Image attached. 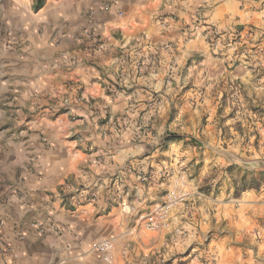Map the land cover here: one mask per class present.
Instances as JSON below:
<instances>
[{
  "label": "crops",
  "instance_id": "1",
  "mask_svg": "<svg viewBox=\"0 0 264 264\" xmlns=\"http://www.w3.org/2000/svg\"><path fill=\"white\" fill-rule=\"evenodd\" d=\"M38 1L0 0V264H107L93 250L105 240L110 264L186 260L166 249V226L143 221L164 184L124 174L161 149L150 134L135 139V120L153 118L160 136L170 104L228 77L249 82L216 56L210 32L259 23L262 1L42 0L35 10ZM92 26L106 44L99 53L82 39ZM121 177L135 195L113 204L108 188ZM83 190L99 200L84 203Z\"/></svg>",
  "mask_w": 264,
  "mask_h": 264
},
{
  "label": "rangeland",
  "instance_id": "2",
  "mask_svg": "<svg viewBox=\"0 0 264 264\" xmlns=\"http://www.w3.org/2000/svg\"><path fill=\"white\" fill-rule=\"evenodd\" d=\"M210 33L216 56L230 72L244 67L250 81L228 77L219 89L204 85L196 99L170 104L160 136L142 114L133 136L150 134L161 149L153 163L123 171L143 185L164 184L161 203L143 221L149 230L167 227L166 249L187 257L177 264H264V16ZM112 126L119 133L125 123Z\"/></svg>",
  "mask_w": 264,
  "mask_h": 264
},
{
  "label": "built area",
  "instance_id": "3",
  "mask_svg": "<svg viewBox=\"0 0 264 264\" xmlns=\"http://www.w3.org/2000/svg\"><path fill=\"white\" fill-rule=\"evenodd\" d=\"M109 10V7L105 8ZM83 37L88 46L86 50L91 53H99L105 50L106 44L95 27H89L83 31ZM145 179H143L144 181ZM110 193V202L113 204H124L131 197V192L129 191V186L127 185V180L124 177L119 178L114 181L108 188ZM82 201L84 203H96L99 200L100 193L98 191L88 192L86 190L82 191ZM40 233H43V229L39 226ZM93 250L100 253L103 256L105 263L110 264L112 262V251L113 246L111 241L105 240L94 245ZM1 253V250H0Z\"/></svg>",
  "mask_w": 264,
  "mask_h": 264
},
{
  "label": "trees",
  "instance_id": "4",
  "mask_svg": "<svg viewBox=\"0 0 264 264\" xmlns=\"http://www.w3.org/2000/svg\"><path fill=\"white\" fill-rule=\"evenodd\" d=\"M42 5H43L42 0H39L37 3H35V10L40 9Z\"/></svg>",
  "mask_w": 264,
  "mask_h": 264
}]
</instances>
